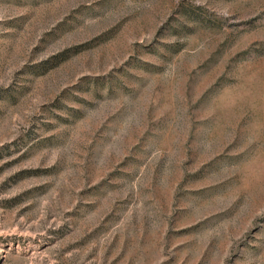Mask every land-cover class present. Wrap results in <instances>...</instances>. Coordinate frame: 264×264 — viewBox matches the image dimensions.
<instances>
[{
  "label": "rangeland",
  "instance_id": "1",
  "mask_svg": "<svg viewBox=\"0 0 264 264\" xmlns=\"http://www.w3.org/2000/svg\"><path fill=\"white\" fill-rule=\"evenodd\" d=\"M0 264H264V0H0Z\"/></svg>",
  "mask_w": 264,
  "mask_h": 264
}]
</instances>
